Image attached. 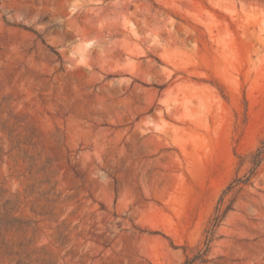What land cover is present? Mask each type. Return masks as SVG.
I'll return each instance as SVG.
<instances>
[{"label":"rangeland","instance_id":"1","mask_svg":"<svg viewBox=\"0 0 264 264\" xmlns=\"http://www.w3.org/2000/svg\"><path fill=\"white\" fill-rule=\"evenodd\" d=\"M263 139L264 0H0V264H264Z\"/></svg>","mask_w":264,"mask_h":264},{"label":"trees","instance_id":"2","mask_svg":"<svg viewBox=\"0 0 264 264\" xmlns=\"http://www.w3.org/2000/svg\"><path fill=\"white\" fill-rule=\"evenodd\" d=\"M247 157H249L250 162L252 164L250 173L253 174L264 160V139L261 140L260 145L255 149V151L251 152L248 156L239 155V158H241V163L245 162ZM249 180L250 176L246 177L245 179L243 177H236L223 190L215 207V214L211 219V234L213 233L214 228L221 223V221L226 217L227 213L232 209V202L229 196L235 191L236 186L246 184ZM206 252L207 250L199 252L198 255L195 256L194 259L189 260L187 264H193L191 262H194L197 259L203 262Z\"/></svg>","mask_w":264,"mask_h":264}]
</instances>
